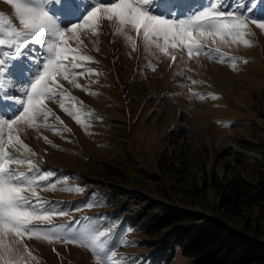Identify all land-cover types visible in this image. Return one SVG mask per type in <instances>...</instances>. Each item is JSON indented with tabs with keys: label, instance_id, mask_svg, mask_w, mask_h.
<instances>
[{
	"label": "rangeland",
	"instance_id": "1",
	"mask_svg": "<svg viewBox=\"0 0 264 264\" xmlns=\"http://www.w3.org/2000/svg\"><path fill=\"white\" fill-rule=\"evenodd\" d=\"M223 2L228 10L236 8L238 0ZM208 4L209 0H152L149 7L153 14L184 18ZM92 6L93 0H50L46 10L62 27H70ZM253 13L264 16V2L257 0L246 14ZM0 17L20 27L9 0H0ZM105 24L99 35L81 33V52L95 61H81L84 68L75 70H94L75 78L82 88L60 78L57 91L62 97L47 101L50 114L38 118L40 127L18 126L21 139L35 153L22 152L24 158L34 160L42 172H53V180L60 178L58 190H38L43 200L71 213L55 217L54 223L87 225L92 215L106 221L118 209L102 208L100 200L116 191L123 193L122 201L129 207L121 216L126 228L115 248L119 264L151 251L143 245V230L131 226L130 220L144 207L196 211L230 233L264 241L263 203L254 194L264 172V31L250 25L251 47L219 45L226 58L238 61L234 71L231 61L222 64L204 55L189 61L186 52L177 53L183 61L173 64L159 50H145L142 40L133 51L114 26ZM4 30L0 24V32ZM5 51L15 48L0 46V58ZM45 55L39 45L29 43L9 62L5 76L11 86L0 95V119H12L22 111L25 89L42 71ZM191 92L203 94L205 100ZM213 95L218 99H211ZM61 102L79 112L86 127L77 124ZM21 170L27 171L26 166ZM77 186L82 191L59 190ZM103 227L113 230L111 225ZM26 242L35 257H28L26 264H95L83 247ZM171 264L190 260L178 254Z\"/></svg>",
	"mask_w": 264,
	"mask_h": 264
},
{
	"label": "snow or ice",
	"instance_id": "2",
	"mask_svg": "<svg viewBox=\"0 0 264 264\" xmlns=\"http://www.w3.org/2000/svg\"><path fill=\"white\" fill-rule=\"evenodd\" d=\"M9 2L15 9L20 27H16L12 20L0 17V24L5 26L0 37H6L0 38V46L15 48V52H3V58H0V95H4L11 86V81L6 83L5 73L9 62L16 59L21 48L34 43L46 55L42 71L35 74L33 81L25 89L26 101L22 102V111L12 119H0V264H26L28 257L35 259L26 242L34 239L49 244L64 243L83 247L92 253L95 264H119L121 258L117 257L115 245L111 242V229L92 225L91 222L87 225L79 221L54 223L55 217L69 216L71 213L43 200L39 191L58 190L60 178L53 180V172H42L34 160L24 158L22 152L32 156L35 153L21 139L18 126L40 127L38 118L44 116L47 119L50 114L47 101L57 96L62 97V93L57 91L62 87L60 78L81 89L82 85L75 78L94 71H75L84 68L81 61L95 62L91 56L81 52L84 44L82 32L99 35L107 22L115 27V34L123 36L131 44L133 51L137 50V40H142L145 50L157 49L173 64L178 60L183 61V55L178 56L177 53L186 52L189 61L201 55L222 64L231 61V67L235 71L238 61L226 58L219 45L242 44L244 47H251V41L247 38L250 35V25L264 31V19L261 18L264 16L246 14L253 11L257 0H247L246 4H241L238 0L237 7L228 10H225L223 0H209L206 7L184 18L153 14L149 7L152 0H110L107 3L93 0L94 6L80 22L62 27L46 10L50 0ZM175 15L172 13V16ZM130 33H134V36ZM180 75L184 76V72ZM189 80L193 85L197 83L194 79ZM191 95L201 101L205 100L203 94L191 92ZM211 99L218 97L213 95ZM60 107L77 124L86 127L79 112L69 111L63 102ZM44 139L50 142L47 137ZM25 166L27 171L21 170ZM59 190L80 192L82 186ZM121 243L125 241L121 240Z\"/></svg>",
	"mask_w": 264,
	"mask_h": 264
},
{
	"label": "trees",
	"instance_id": "3",
	"mask_svg": "<svg viewBox=\"0 0 264 264\" xmlns=\"http://www.w3.org/2000/svg\"><path fill=\"white\" fill-rule=\"evenodd\" d=\"M260 174L254 194L264 208V172ZM122 198V192L105 193L100 200L102 208H117V212L106 221L92 215L86 223L98 227L111 225L110 239L115 248L126 228V218L121 219V216H125L129 208ZM130 220L131 226L143 230L147 236L143 245L151 251L135 255L126 264H171L178 254L188 258L190 264H264V241L243 232L230 233L222 223L206 219L196 211L174 208L154 211L144 207Z\"/></svg>",
	"mask_w": 264,
	"mask_h": 264
}]
</instances>
